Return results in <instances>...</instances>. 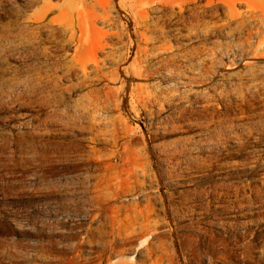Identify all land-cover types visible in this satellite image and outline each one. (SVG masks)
Returning a JSON list of instances; mask_svg holds the SVG:
<instances>
[{
  "label": "bare ground",
  "instance_id": "6f19581e",
  "mask_svg": "<svg viewBox=\"0 0 264 264\" xmlns=\"http://www.w3.org/2000/svg\"><path fill=\"white\" fill-rule=\"evenodd\" d=\"M48 6L26 27L32 36L26 54L42 60L25 90L44 92L62 79L76 80L70 86L84 92L74 107L49 117L68 128L86 121L84 133L92 135L77 144L55 143L20 130L0 157V180L33 174L84 189L64 199L65 221L31 232L37 242L19 240L18 233L30 231L24 224L16 231L0 216V264H179L176 254H160V168L172 176L206 175V167L241 161L264 169L263 150L250 142H264V0H67L65 7ZM93 29L101 33L96 43ZM49 31L54 45L38 44ZM68 46L72 52L52 54ZM82 56L91 58L84 62ZM59 96L53 93L51 103L60 105ZM166 106L175 107L162 116ZM143 112L148 125L137 122L135 114ZM123 174L125 184L115 182ZM154 181L159 188H150ZM181 193L188 213L201 210L190 218L195 231L178 254L187 264H264V171L253 179L214 178ZM230 210L254 216L259 227L239 231L243 222ZM128 253L145 259L117 258Z\"/></svg>",
  "mask_w": 264,
  "mask_h": 264
},
{
  "label": "rangeland",
  "instance_id": "374dc122",
  "mask_svg": "<svg viewBox=\"0 0 264 264\" xmlns=\"http://www.w3.org/2000/svg\"><path fill=\"white\" fill-rule=\"evenodd\" d=\"M66 1L0 0V157H2L4 152H9L14 143H16L13 137L22 135L23 132H20V130L31 131L34 137H44L55 143L70 142L71 144H77L81 138L92 135L84 133L82 126L89 124L86 121L80 122L77 127L68 128L62 121L55 122L49 117L50 113L60 108L72 109L74 107L75 99L84 92L80 87L70 86L76 80L62 79L59 81L60 87L37 93L26 91L24 87L25 81L31 76L35 66L42 60V56L39 54H26L27 49L31 47L26 41L29 37H32L26 31V27L34 17L40 16L43 10L49 7L48 5H55L61 8L66 6ZM203 1L207 2V0ZM239 8L243 9L244 7L239 6ZM91 16V14L85 15L86 18ZM184 32L187 33L188 31ZM51 33V31L44 33L39 38L38 44L54 45ZM100 34L99 30L93 29L89 31L92 43H96L100 39ZM174 34L175 32L172 31L170 36ZM63 36L60 30L58 39ZM179 44L174 41V45L179 46ZM72 51L73 48L71 46L59 47L57 49L53 48L52 54ZM130 53L134 55L132 48ZM100 56L102 57L103 55ZM90 58L89 56H82V61L87 62ZM55 92L61 98L58 106L51 103L50 100L51 95ZM236 102L239 101L236 100ZM195 105L197 106L198 104ZM174 107L166 106L162 116H167ZM135 116L137 117V122L144 125H148L150 122L145 112L141 113L140 118L136 114ZM39 131H42L43 134L39 135ZM14 132L17 133L14 135ZM147 135L149 134L147 133ZM250 142L252 145L258 144V148L264 152V142L257 143L254 137H250ZM231 143L232 145L236 144V142ZM227 150L232 149L231 147L230 149L221 148L218 152L205 151V154L213 156L225 153ZM236 156L244 158L247 154ZM256 164H261V162ZM123 167L125 168V166ZM206 168L208 169L206 175L192 172L184 176L165 175L160 168V205H158V214L161 221L159 245L162 258H169L170 255L175 257L176 254V260L179 264H187L178 254L183 244L190 241L191 233L195 231L190 218L193 216L198 217L201 214V210L197 208L194 212H187L186 203L181 199L182 189H195L207 186L214 178L226 179L227 177H232L241 179L242 177H249L253 179L256 174L264 171L262 166L257 168L246 165L242 161L236 164L231 163ZM3 177L5 179L0 180V189L8 190H0V216L7 217L8 223L15 227L16 231H19L20 224H24V228L28 229L30 234L24 236L18 233L16 236L19 240L28 239L30 242L40 240L38 236L31 233L32 231L48 229L46 225L49 223L52 226L56 221H65L66 215L61 212V205L64 199L74 196L72 195V189H84V187L70 184L58 185L54 182L49 183L47 180L44 181L41 176L33 174H27L21 181L14 180L10 175L4 174ZM124 177L125 174L117 178L115 182L125 184ZM150 184V188H159L158 181ZM163 197L167 199L166 204L162 201ZM142 203L145 204L146 201H142ZM172 206L176 208L173 209ZM214 209V206H212V211ZM16 212L18 213L16 214ZM244 212L243 210H230L228 214L231 216L238 215L233 220L237 223L243 222V225H236L239 231L248 229L249 232H253L259 226L254 221H251L254 216L246 218L239 216ZM30 213L36 214L37 217L32 219L29 216ZM214 228L219 230L217 227ZM56 231H61V229L56 228ZM117 258L119 260L139 262L144 260L145 256L128 253ZM164 264H169V262L165 261Z\"/></svg>",
  "mask_w": 264,
  "mask_h": 264
}]
</instances>
